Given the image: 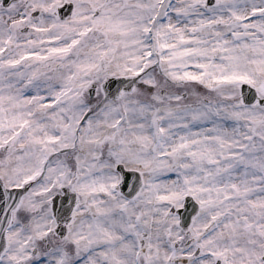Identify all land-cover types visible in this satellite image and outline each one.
Listing matches in <instances>:
<instances>
[{"label":"snow or ice","instance_id":"snow-or-ice-1","mask_svg":"<svg viewBox=\"0 0 264 264\" xmlns=\"http://www.w3.org/2000/svg\"><path fill=\"white\" fill-rule=\"evenodd\" d=\"M0 264H264V0H0Z\"/></svg>","mask_w":264,"mask_h":264}]
</instances>
